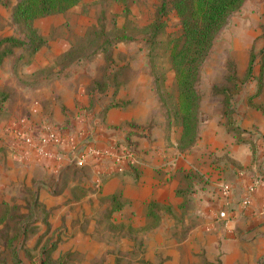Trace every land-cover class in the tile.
<instances>
[{
	"label": "rangeland",
	"instance_id": "374dc122",
	"mask_svg": "<svg viewBox=\"0 0 264 264\" xmlns=\"http://www.w3.org/2000/svg\"><path fill=\"white\" fill-rule=\"evenodd\" d=\"M16 1L0 0V40L11 37L17 42L0 58L1 131L7 120L28 117L27 106L34 97L31 90L40 87L39 79L63 75L69 77L64 83L70 89L81 88L98 107L109 103L110 107L120 105L128 110L129 120L117 124H149L150 127L153 124L160 136L169 129L171 156L189 148L180 149L175 138L180 118L175 112L177 90L168 47L180 34V20L168 0H81L67 9L68 12L33 20L32 27L44 39L43 46H47L40 60L49 58L51 52V62L34 70L29 67L32 54H29L27 39L11 20ZM162 2L164 6L159 12ZM8 43L11 42H1L0 51ZM56 49L60 51L58 55L53 51ZM261 50L264 51V0H245L228 16L199 66L194 84L198 95V127L219 125L222 133L229 139L234 138V142L245 141L247 136L246 141L259 139L263 143L259 147L264 148V53L260 54ZM250 58L252 69L246 75ZM108 87L121 95L110 99L108 94L112 91ZM80 109L86 115L84 124H106L101 113L93 112L91 107ZM42 115L46 119L37 124L44 121L72 124L69 119L58 121L46 112ZM75 117L78 118L74 115L70 119ZM104 130L111 134L116 127L105 126ZM243 132L244 137L240 135ZM4 134L6 137L5 129ZM16 168L7 169L0 164V264H57L59 261L49 257L52 250L49 248L56 242L36 235L42 225L35 221L41 220L46 212L41 211V204L54 197L64 199L65 194L60 192L66 188L72 189L73 197L90 195L80 193L82 181L88 179L86 173L69 170L56 178L35 169L26 179L22 169ZM156 171L161 172L160 168ZM40 187L46 188L45 198L37 193ZM95 199L107 201L101 197ZM109 201L112 207L114 201H120L119 195L112 194ZM95 211L105 216L111 213L106 214L104 208ZM241 239L233 243L234 252L246 254L257 250L255 242L248 244L247 237ZM242 256L233 264L252 261ZM220 262L218 256L211 262L202 256L200 263L187 260L186 264ZM255 264H264V257H257Z\"/></svg>",
	"mask_w": 264,
	"mask_h": 264
},
{
	"label": "crops",
	"instance_id": "0c3cea01",
	"mask_svg": "<svg viewBox=\"0 0 264 264\" xmlns=\"http://www.w3.org/2000/svg\"><path fill=\"white\" fill-rule=\"evenodd\" d=\"M46 47L32 54L30 70L51 62V52L49 58L40 60ZM53 51L55 55L60 53L58 49ZM68 79L63 75L39 79L40 87L31 90L34 97L27 106L28 117L39 122L46 119L42 115L46 112L58 121L69 119L72 124L54 125L80 128L84 137L93 138L99 145L115 134L124 139L131 130L126 140L134 144L138 157L128 170L111 175L88 166L76 167L61 156L42 159L35 153L25 159L11 149L4 128L0 130V164L7 169L17 166L26 179L35 169L56 178L69 170L84 171L88 178L82 181L80 193L90 195L73 197L72 189L66 188L60 192L65 194L64 199L54 197L40 206L46 212L35 221L42 225L36 235L56 242L49 253L51 259L63 264H186L187 260L200 263L202 256L211 262L218 256L220 264H233L243 255L252 258L247 264H255L257 257H264V213L258 214L262 188L256 184L264 180V148L259 147L263 144L259 139L246 141V136L245 141L234 142L219 125L204 124L197 126L189 150L171 156L169 129L160 136L153 124H117L129 120L128 110L120 105L110 107L109 103L98 107L81 88L70 89L64 83ZM108 91H112L110 99L121 95L111 87ZM80 107L101 113L106 124H81L76 117L70 119L82 111ZM105 126L116 127V131L110 134ZM179 133L180 126L177 140ZM225 183L230 191L223 198L221 187ZM249 187L251 191L247 192ZM37 190L39 197L47 196L46 188ZM115 193L120 201H114L111 207L109 199ZM246 193L249 205L243 207L241 199ZM96 197L107 201L99 202ZM103 208L106 214L111 213L105 216L95 211ZM220 210L227 211L226 218L218 216ZM241 237H247L248 244L255 242L257 250L234 252L232 245L238 238L243 240Z\"/></svg>",
	"mask_w": 264,
	"mask_h": 264
},
{
	"label": "trees",
	"instance_id": "16d2710c",
	"mask_svg": "<svg viewBox=\"0 0 264 264\" xmlns=\"http://www.w3.org/2000/svg\"><path fill=\"white\" fill-rule=\"evenodd\" d=\"M81 0H17L12 7L11 20L15 29L27 39L29 54L35 53L45 43L31 23L33 20L63 12ZM171 8L180 20V34L170 41L168 57L175 72L177 90L176 114L180 118L178 147L190 146L197 132L198 95L194 84L199 66L205 59L215 35L226 23L228 16L238 10L245 0H168ZM164 2H162L160 10ZM156 25V24H155ZM8 43L0 51V58L9 53V47L15 45L11 37H5L0 43ZM264 53L263 50L260 54ZM251 58L246 67V75L251 73ZM131 135L126 134L125 140ZM53 248H49V251ZM59 261L57 264H63Z\"/></svg>",
	"mask_w": 264,
	"mask_h": 264
},
{
	"label": "built area",
	"instance_id": "2783aa9c",
	"mask_svg": "<svg viewBox=\"0 0 264 264\" xmlns=\"http://www.w3.org/2000/svg\"><path fill=\"white\" fill-rule=\"evenodd\" d=\"M79 123L85 121L86 115L81 111L77 114ZM6 139L11 149H16L19 155L27 159L33 154L42 159H57L65 157L69 164L76 167L88 166L102 173L111 175L128 170L137 161V150L131 142L119 141L118 138L107 137L102 145L93 138L83 136L79 128L56 126L44 121L40 124L29 117L12 119L5 126ZM260 183L262 195L258 214L264 213V180ZM252 188V186H250ZM248 188L247 192L251 191ZM230 191L229 184H223L221 195L225 198ZM243 207L249 205V196L244 194L241 199ZM218 216L227 217L226 210H220Z\"/></svg>",
	"mask_w": 264,
	"mask_h": 264
}]
</instances>
